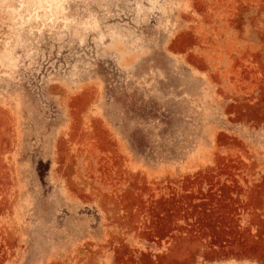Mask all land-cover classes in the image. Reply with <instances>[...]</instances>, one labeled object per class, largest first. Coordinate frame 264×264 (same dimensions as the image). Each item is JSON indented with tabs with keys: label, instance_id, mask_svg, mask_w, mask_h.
<instances>
[{
	"label": "rangeland",
	"instance_id": "374dc122",
	"mask_svg": "<svg viewBox=\"0 0 264 264\" xmlns=\"http://www.w3.org/2000/svg\"><path fill=\"white\" fill-rule=\"evenodd\" d=\"M0 264H264V0H0Z\"/></svg>",
	"mask_w": 264,
	"mask_h": 264
},
{
	"label": "bare ground",
	"instance_id": "6f19581e",
	"mask_svg": "<svg viewBox=\"0 0 264 264\" xmlns=\"http://www.w3.org/2000/svg\"><path fill=\"white\" fill-rule=\"evenodd\" d=\"M61 6V5H60ZM41 8V7H40Z\"/></svg>",
	"mask_w": 264,
	"mask_h": 264
}]
</instances>
